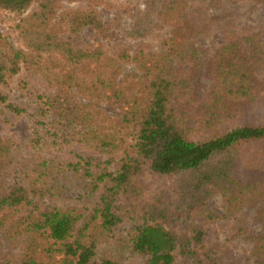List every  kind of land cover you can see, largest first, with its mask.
I'll use <instances>...</instances> for the list:
<instances>
[{
	"label": "trees",
	"instance_id": "1",
	"mask_svg": "<svg viewBox=\"0 0 264 264\" xmlns=\"http://www.w3.org/2000/svg\"><path fill=\"white\" fill-rule=\"evenodd\" d=\"M95 2L0 0L22 38L0 34V114L26 112L2 93L22 71L50 92L34 96L25 147L0 134V264H224L211 229L249 213L258 232L244 219L235 237L264 264V124L250 121L264 113V0H142L123 34L152 54L75 45L115 31ZM216 28L223 45L203 46Z\"/></svg>",
	"mask_w": 264,
	"mask_h": 264
},
{
	"label": "rangeland",
	"instance_id": "2",
	"mask_svg": "<svg viewBox=\"0 0 264 264\" xmlns=\"http://www.w3.org/2000/svg\"><path fill=\"white\" fill-rule=\"evenodd\" d=\"M157 1L161 6L167 4V0ZM64 7L67 10H76L77 8L82 10V8H84L82 6L66 4H64ZM89 7L97 9L104 21L114 26L115 31L109 36H101L89 31L82 32L76 36H72L71 41L75 45H86L95 49L100 48L108 54L118 52L121 49L130 51L142 49L146 54H152L157 51L156 43H152L153 41H131L123 34V30L131 29L134 19L141 14V9L143 8L142 0H96V2L93 4L91 3ZM233 8L238 9L239 5H234ZM234 9H232V12H227L225 14H220L223 13V10L218 13L215 12L214 9L213 14L211 12V18L220 20L227 18L222 22L225 24L236 22L234 24L235 29L236 27L241 29L247 23L248 25L258 24V16L256 14L251 13L249 15L246 13L247 16H249L248 19L247 16L238 18V13L243 14L244 11L247 12L246 8L238 13H236ZM162 11L163 9H161V12ZM19 18V16L0 8V34L16 50L22 48L21 34L17 29L20 21ZM258 29H264V27H259ZM221 31L222 28H216L213 35L204 42L203 46H208L211 43L216 46L223 45L224 41ZM2 93L7 98V104H13L26 112L23 115H16L10 110H3L0 114V134L25 147V144H27L30 139V133L26 122L28 120V115L35 109L32 102L34 101V96L44 93L49 94L50 92L46 85L40 82L38 77H33L26 73V71H22L3 87ZM101 108L112 116H116L120 113L118 109L109 105H102ZM262 112L263 111L254 114V118L250 121H253V124H264V113L262 114ZM144 182L146 184L155 183L150 173L145 174ZM14 188L15 181H11L8 186V191L12 192ZM256 218V213H249L244 217L236 218L228 223L217 224L211 229L205 242L206 250L214 252L218 256H222L224 264H246L251 254V247L247 241L236 238L235 234L240 227L244 226V219L247 220L245 229H248L250 233L258 232L255 224Z\"/></svg>",
	"mask_w": 264,
	"mask_h": 264
}]
</instances>
